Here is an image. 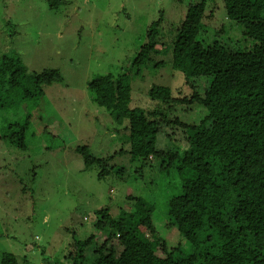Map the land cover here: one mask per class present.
<instances>
[{"label": "rangeland", "instance_id": "374dc122", "mask_svg": "<svg viewBox=\"0 0 264 264\" xmlns=\"http://www.w3.org/2000/svg\"><path fill=\"white\" fill-rule=\"evenodd\" d=\"M198 1L61 0L52 7L48 0H0V55L13 54L29 73L61 74L43 84L37 98L0 93V264L12 255L20 264H62L75 253V236L84 240L94 233L101 241L112 240L107 229L92 224L100 208L116 218L144 216L148 208L167 242L179 243L178 227L165 226L171 209L184 205L185 187L199 174L190 166L196 139L188 132H194L181 122L200 121L207 111L200 104L154 100L149 92L154 85L170 87L176 98L192 91L170 60L178 27L188 6ZM160 18L158 50L151 58L165 64L133 66L148 27ZM245 33L242 24L227 18L224 0L208 1L202 29L207 41L235 40L251 49L254 41ZM107 74L130 79L128 105L145 110L151 145L131 146L127 132L93 100L89 83ZM192 82L203 90L209 77ZM85 145L122 167L121 173L113 169L100 178L97 165L87 168L77 152ZM150 146L191 152L180 166L166 168V160L150 155ZM185 209L184 217L192 221ZM138 224L133 232L151 244L150 233Z\"/></svg>", "mask_w": 264, "mask_h": 264}, {"label": "trees", "instance_id": "16d2710c", "mask_svg": "<svg viewBox=\"0 0 264 264\" xmlns=\"http://www.w3.org/2000/svg\"><path fill=\"white\" fill-rule=\"evenodd\" d=\"M60 1L48 0L52 7H59ZM208 1L188 6L171 49L170 61L184 73L192 91L176 98L170 87L154 85L149 92L154 100L200 104L207 111L200 121L181 122L194 132H188L191 140L196 139L190 166L199 171L185 187L184 205L178 202V207L171 209L170 222L165 226H177L182 239L171 246L148 208L143 209L144 216L135 213L127 218L113 217L108 208H100L92 224L96 229H107L112 240L101 241L94 233L84 240L75 236V253L62 264L87 260L89 264H264V0H224L227 18L242 24L254 41L251 49L235 40L209 42L203 37ZM161 22L162 18L148 27L133 66L165 64L151 58L158 50ZM60 76L59 70L29 73L13 54L0 55V93L6 97L37 98L43 94V84H51ZM200 76L209 77L203 90L192 82ZM130 83L124 74H107L93 79L89 88L96 104L105 107L115 124L127 132L131 146H148L150 121L145 110L129 107ZM150 147V155L166 160V168L175 163L180 166L191 152ZM77 152L87 168L99 167L100 178L113 169L121 173L122 167L110 165L107 157L93 153L89 146H79ZM177 201L181 202L180 197ZM184 207L192 221L184 217ZM136 224L146 227L151 244L133 232ZM157 239L158 244L153 245ZM7 264L20 261L12 255Z\"/></svg>", "mask_w": 264, "mask_h": 264}]
</instances>
